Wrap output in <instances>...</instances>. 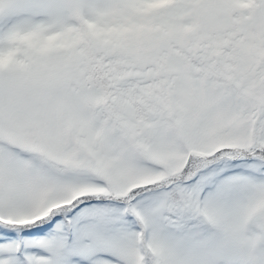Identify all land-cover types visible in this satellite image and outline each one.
<instances>
[{
  "label": "snow or ice",
  "instance_id": "snow-or-ice-1",
  "mask_svg": "<svg viewBox=\"0 0 264 264\" xmlns=\"http://www.w3.org/2000/svg\"><path fill=\"white\" fill-rule=\"evenodd\" d=\"M0 264H264V0H0Z\"/></svg>",
  "mask_w": 264,
  "mask_h": 264
}]
</instances>
